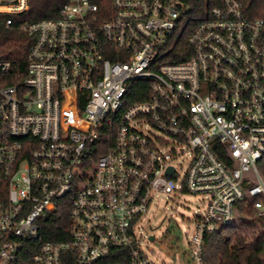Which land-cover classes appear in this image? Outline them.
<instances>
[{"label":"built area","instance_id":"obj_1","mask_svg":"<svg viewBox=\"0 0 264 264\" xmlns=\"http://www.w3.org/2000/svg\"><path fill=\"white\" fill-rule=\"evenodd\" d=\"M197 1L65 0L17 22L29 0H0L32 39L24 78L0 60V264H153L136 224L158 194L204 198L185 264L244 190L264 219V21L238 0L198 20ZM65 208L66 240L39 245Z\"/></svg>","mask_w":264,"mask_h":264},{"label":"trees","instance_id":"obj_2","mask_svg":"<svg viewBox=\"0 0 264 264\" xmlns=\"http://www.w3.org/2000/svg\"><path fill=\"white\" fill-rule=\"evenodd\" d=\"M248 19L264 21V0H238ZM65 0H29L28 12L17 18V22H34L55 19ZM216 0H198L192 14L201 19L206 7L215 5ZM4 17H0V60L10 61L11 75L17 80L24 78L27 55L32 39L25 34H17L4 27ZM185 49V40L181 42ZM136 100L140 98L135 96ZM259 174L264 181V157L258 164ZM244 219L237 227H227L206 239L203 260L205 264H264V219L256 216L251 202L246 200L236 206ZM39 245L45 242L65 241L67 237V210L60 209L50 220L44 222Z\"/></svg>","mask_w":264,"mask_h":264},{"label":"rangeland","instance_id":"obj_3","mask_svg":"<svg viewBox=\"0 0 264 264\" xmlns=\"http://www.w3.org/2000/svg\"><path fill=\"white\" fill-rule=\"evenodd\" d=\"M174 165L182 176L187 167L185 158L178 159ZM244 199L253 202L246 190ZM203 200L202 196L183 192L158 194L153 198L147 213L136 224V232L142 238L141 248L153 264L186 263L184 251L194 232L195 216L205 210ZM243 220L235 209L231 227L239 226ZM150 236L153 241L149 240Z\"/></svg>","mask_w":264,"mask_h":264},{"label":"water","instance_id":"obj_4","mask_svg":"<svg viewBox=\"0 0 264 264\" xmlns=\"http://www.w3.org/2000/svg\"><path fill=\"white\" fill-rule=\"evenodd\" d=\"M173 169H168L167 174L172 175ZM150 241H153V237H150Z\"/></svg>","mask_w":264,"mask_h":264}]
</instances>
